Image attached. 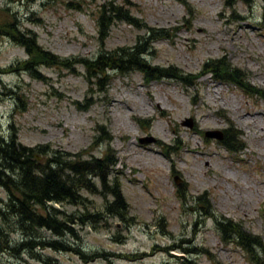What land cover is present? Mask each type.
Listing matches in <instances>:
<instances>
[{
  "label": "rangeland",
  "instance_id": "374dc122",
  "mask_svg": "<svg viewBox=\"0 0 264 264\" xmlns=\"http://www.w3.org/2000/svg\"><path fill=\"white\" fill-rule=\"evenodd\" d=\"M101 1L0 0V18L1 7L8 5L44 48L63 56L93 57L101 47L136 43L144 30L125 20L101 33ZM132 1L137 5L133 14L143 23L169 32L151 42L148 60L176 65L191 74L187 81L150 80L136 69L112 71L100 85L82 65L75 71L40 65V77L21 69L0 74V88L13 87L21 97L5 94L0 100V133L9 136L16 130L26 145L49 144L85 156L110 149L134 215L130 221L106 215L101 221L73 223L77 236L62 237L89 253L106 252L94 260L42 250L56 264H184L179 251L167 249L176 243L207 248L188 256L187 264H257L234 238L221 237L213 216H199L192 196L206 191L217 215L238 222L264 244V97L216 78L203 66L225 56L249 72L250 85L264 89V0H239L234 6L225 0H189L192 13L180 0ZM27 57L24 47L0 36L1 67ZM229 125L242 133L236 151L205 135ZM178 184L188 188L186 201ZM5 196L0 187V197ZM90 198L99 205L111 196L94 193ZM60 208L76 216L86 211L69 203ZM254 249L258 264H264V245ZM21 257L0 250L1 264L37 263L28 252Z\"/></svg>",
  "mask_w": 264,
  "mask_h": 264
},
{
  "label": "trees",
  "instance_id": "16d2710c",
  "mask_svg": "<svg viewBox=\"0 0 264 264\" xmlns=\"http://www.w3.org/2000/svg\"><path fill=\"white\" fill-rule=\"evenodd\" d=\"M180 1L186 5L189 13L193 12L189 0ZM238 1L225 0V4L234 6ZM136 6L132 0L121 2L102 0L99 3L101 14L98 17L101 33L107 31L119 19L144 30V34L132 45H121L110 49L101 47L95 56L82 57L63 56L44 48L38 42L36 32L22 26L16 11L5 5L1 7L5 12L1 13L0 36L8 37L24 47L28 57L17 65L0 66V74L21 69L35 77H40L38 70L40 65L58 66L73 71L77 66L82 65L86 76L94 78L100 85L112 71L128 73L136 69L143 72L150 80L176 77L187 81L191 74L185 73L176 65H154L148 60L146 54L151 42L167 36L169 32L163 28L148 27L133 14V8ZM262 24H264V13ZM203 66L216 78L240 86L248 94H259L264 97L263 88L249 84V72L234 65L225 56L210 58ZM5 94H16L21 100L19 93L17 94L13 87H7L6 91L0 88V100ZM16 132L14 130L9 136L0 133V187L6 191V196L0 197V250L19 258H22L21 254L28 252L37 260L35 264H56L54 258L42 250L46 248L73 252L86 262L104 256L106 254L104 251L89 253L80 244L65 240L62 236L67 233L77 236L73 223L87 224L101 221L106 215L133 220L134 215L130 214L129 203L122 189L120 179L122 171L117 167L116 154L108 149L103 155L85 156L83 152L52 148L49 144L30 146L20 142ZM241 136V130L229 125L223 129L219 141L230 151H236L241 144ZM177 187L179 196L186 201L188 188L183 184H178ZM94 193L103 196L108 194L111 199H104L103 203L97 205L90 198V194ZM192 200L199 216L210 215L215 218L224 240L234 238L255 258L256 263H259L254 246L264 244L258 235L246 232L231 218L223 219L222 214L217 215L211 207L206 191L198 196H192ZM66 203L86 211H82L77 216L73 215L60 208ZM89 208L93 209L89 210ZM45 230L57 237H48L44 233ZM14 232L21 235L14 237ZM167 249L179 251L177 257L181 258L184 264H187L188 256L208 252L203 245L189 246L176 243L171 244ZM130 255L126 254L128 257ZM16 264L32 263L18 261ZM189 264L197 263L189 261Z\"/></svg>",
  "mask_w": 264,
  "mask_h": 264
},
{
  "label": "water",
  "instance_id": "95a60500",
  "mask_svg": "<svg viewBox=\"0 0 264 264\" xmlns=\"http://www.w3.org/2000/svg\"><path fill=\"white\" fill-rule=\"evenodd\" d=\"M190 124H191V121H190ZM206 136H215L217 138H221L222 136V132H220L219 130H207L205 132Z\"/></svg>",
  "mask_w": 264,
  "mask_h": 264
},
{
  "label": "bare ground",
  "instance_id": "6f19581e",
  "mask_svg": "<svg viewBox=\"0 0 264 264\" xmlns=\"http://www.w3.org/2000/svg\"><path fill=\"white\" fill-rule=\"evenodd\" d=\"M68 198H69V197H68ZM68 198H67V199H68ZM61 202H62V201H61ZM7 208H8V207H7ZM56 221H57V220H56ZM46 226H47V225H46ZM49 229H50V228H49ZM53 230H54V229H53Z\"/></svg>",
  "mask_w": 264,
  "mask_h": 264
}]
</instances>
